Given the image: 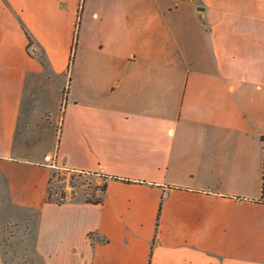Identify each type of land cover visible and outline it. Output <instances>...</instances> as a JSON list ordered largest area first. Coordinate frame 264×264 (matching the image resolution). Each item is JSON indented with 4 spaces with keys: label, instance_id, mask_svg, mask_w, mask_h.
Instances as JSON below:
<instances>
[{
    "label": "crops",
    "instance_id": "obj_1",
    "mask_svg": "<svg viewBox=\"0 0 264 264\" xmlns=\"http://www.w3.org/2000/svg\"><path fill=\"white\" fill-rule=\"evenodd\" d=\"M79 8L0 0V264H264V0Z\"/></svg>",
    "mask_w": 264,
    "mask_h": 264
},
{
    "label": "rangeland",
    "instance_id": "obj_2",
    "mask_svg": "<svg viewBox=\"0 0 264 264\" xmlns=\"http://www.w3.org/2000/svg\"><path fill=\"white\" fill-rule=\"evenodd\" d=\"M61 118H62V111H61L60 123L58 125V129L61 127ZM52 136H53L52 132H49L48 133V137H49L48 139L49 140L52 139L53 138ZM37 144H38L39 147H41L42 145H44L41 142H37ZM40 144H42V145L40 146ZM31 146L37 147L36 144H35V140H34V143L31 142ZM53 166L56 169H54V173L52 174V176L50 177V179H51V181L53 179V181H52V183H53L52 191L54 192L55 190H58L60 186H63V184L61 183V179H63L64 176H65L64 173H63V172H65V169H63L64 170L63 171L61 169L62 167L58 169L57 166H55L54 164H53ZM94 177H96V175H94V174H89L88 175L87 178L90 179V180H88V181L85 182L86 183L85 186H81L82 188H81L80 192L81 193H84V195H86V198L87 199L92 200V201H97V200H99V198L102 195V193H100L98 191V187L95 186V184L93 182L94 180L91 179V178H94ZM50 179H49V182H50ZM49 182H48V186H49ZM87 182H90V184L88 185ZM52 198H53V196H52ZM47 200H48V197H47ZM48 202H49V200H48ZM2 217H4V215ZM27 227L30 228V224L29 223L27 224ZM23 230L24 229L20 230V229H17L16 227H14V224L13 223H8L7 226H6L7 234H6V237H5V247H6V249L9 252L14 253L15 255H16V250H15V248L13 246L12 241H11V236L12 235H18L19 233L22 234V233H24L26 231V230H24V231ZM32 237H33L32 233L31 234H27V237L25 239L26 243H28V244L31 243ZM24 247H27V246L24 245L22 247V249ZM27 250H26V254H25V252H23L24 257L20 256V254H17L14 258L17 259L19 262H22V264H26V263L27 264H32V263L33 264H36V262L39 263L40 262V258H36L33 255L32 251H29L30 253H28Z\"/></svg>",
    "mask_w": 264,
    "mask_h": 264
},
{
    "label": "built area",
    "instance_id": "obj_3",
    "mask_svg": "<svg viewBox=\"0 0 264 264\" xmlns=\"http://www.w3.org/2000/svg\"><path fill=\"white\" fill-rule=\"evenodd\" d=\"M63 173L65 175L64 178L61 179V183L63 184V186H60L58 190H55L54 192L52 191L53 179L49 182L47 193L49 202L63 203L66 200L74 197L80 192L82 188L81 186H85V182L90 180L87 178L88 175L92 174L87 171L78 169H65V172ZM90 182H87V184L89 185Z\"/></svg>",
    "mask_w": 264,
    "mask_h": 264
},
{
    "label": "trees",
    "instance_id": "obj_4",
    "mask_svg": "<svg viewBox=\"0 0 264 264\" xmlns=\"http://www.w3.org/2000/svg\"><path fill=\"white\" fill-rule=\"evenodd\" d=\"M84 2H85V0H80V8H79V11H78V15H77V26H79L80 25V22H81V15H82V9H83V6H84ZM27 35H28V38H29V44L31 45L32 43H33V39H32V37H31V35L27 32ZM75 45H76V43H75V41H74V48H75ZM72 58H73V56L71 57V59H70V64H69V67H70V65H71V62H72ZM67 92H68V88L66 87L65 89H64V98H66V96H67ZM64 114V111L62 110V115ZM262 141L264 142V135L262 136ZM125 181H131L130 179H124ZM50 181H51V179H50ZM89 200V199H88ZM261 200L262 201H264V170H263V184H262V198H261ZM48 201V200H47ZM92 201V200H91ZM99 200H97V201H94V202H98ZM160 217V212H159V216H158V218Z\"/></svg>",
    "mask_w": 264,
    "mask_h": 264
}]
</instances>
